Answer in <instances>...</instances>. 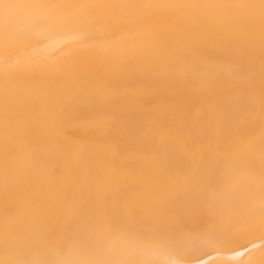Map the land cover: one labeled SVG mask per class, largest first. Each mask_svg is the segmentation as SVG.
I'll return each instance as SVG.
<instances>
[{
    "label": "bare ground",
    "instance_id": "1",
    "mask_svg": "<svg viewBox=\"0 0 264 264\" xmlns=\"http://www.w3.org/2000/svg\"><path fill=\"white\" fill-rule=\"evenodd\" d=\"M0 21V261L127 259L146 245L165 264L259 260L257 226L178 257L145 227L225 230L261 210L264 0H6ZM75 8L86 25L34 31L38 5ZM234 5L243 7H174ZM131 6V7H120ZM90 30L91 35H85ZM61 66L63 71H53ZM102 213L130 226L88 233Z\"/></svg>",
    "mask_w": 264,
    "mask_h": 264
},
{
    "label": "snow or ice",
    "instance_id": "2",
    "mask_svg": "<svg viewBox=\"0 0 264 264\" xmlns=\"http://www.w3.org/2000/svg\"><path fill=\"white\" fill-rule=\"evenodd\" d=\"M26 7L24 5L14 4L6 2V0H0V21L4 24L5 34H8L9 26L12 21V13L16 9ZM36 7H43L49 10L45 16L35 17L31 24L30 29L34 31H40L51 27L52 25H63L70 27L73 25H86L88 23L87 16L84 14H77L72 9L75 8H105L113 7L110 5H38ZM131 7V6H120ZM174 7H208V8H231V7H243L234 5H176ZM262 13H264V2L260 5ZM85 35H91V31H86ZM64 68L61 66L56 67L53 71L60 72ZM262 182H264V174H262ZM108 227L115 233L131 234L130 226L121 224L111 215L102 213L91 221L84 230V237L79 241V246L83 249L91 250L94 247L93 241L89 238L88 233H95L97 229L102 227ZM259 227L262 235H264V188L261 192V210L259 212V220H257V214L253 211L246 217L236 220L231 223L227 229L219 230L215 227L205 229L199 233H184V240L177 242L176 233L182 229V225L178 220L172 222L158 221L145 227L152 233L153 238L162 247L172 248L178 257L183 256L187 248L195 249L200 244L215 245L218 243L226 242L231 235L241 229H253ZM187 243V248L185 246ZM146 245H134L127 259L122 260H100L94 258H70L72 255V249L70 248H57V257L53 259H24L14 258L4 261H0V264H161L160 261L149 258L145 251ZM169 264V262H165ZM170 264H189L184 259H174ZM242 264H264V253H261L259 260L247 259Z\"/></svg>",
    "mask_w": 264,
    "mask_h": 264
}]
</instances>
